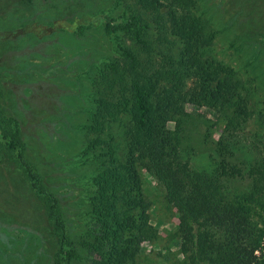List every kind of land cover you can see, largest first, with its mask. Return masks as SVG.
Returning a JSON list of instances; mask_svg holds the SVG:
<instances>
[{
    "label": "rangeland",
    "instance_id": "rangeland-1",
    "mask_svg": "<svg viewBox=\"0 0 264 264\" xmlns=\"http://www.w3.org/2000/svg\"><path fill=\"white\" fill-rule=\"evenodd\" d=\"M211 1L218 5L206 34L211 54L235 69L253 109L247 124L253 134L245 132L239 148L263 157L264 7L247 8V0ZM131 14L146 23L140 34L145 44L125 30H117L115 40L104 31L107 20ZM115 42L133 57L119 52ZM179 56L165 15L139 0H0L4 104L16 123L25 159L57 199L66 231L65 264L113 258V229L127 215L115 167L128 149L132 84L143 86L153 99L172 81ZM215 121L199 109L181 123L179 147L190 154L195 169L210 167L220 132ZM140 174L148 226L156 235L140 242L131 263L187 264L178 247L176 209L152 176ZM224 183L228 198L242 200L250 192L246 176ZM245 202L252 219L264 228L260 206ZM56 231L40 195L15 165L1 161L0 264H56Z\"/></svg>",
    "mask_w": 264,
    "mask_h": 264
},
{
    "label": "trees",
    "instance_id": "trees-1",
    "mask_svg": "<svg viewBox=\"0 0 264 264\" xmlns=\"http://www.w3.org/2000/svg\"><path fill=\"white\" fill-rule=\"evenodd\" d=\"M139 2L165 15L179 44L180 56L172 81L157 91L153 99L143 86L132 84L128 149L115 167L127 215L113 229V258L97 263L132 264L140 251V242L155 237V230L148 226V201L140 174L144 171L163 187L165 199L178 213V247L187 264H263L255 251L264 228L252 219L245 201L259 205L264 214V156L239 148L241 140H245L243 134L252 132L247 124L253 109L241 91L235 69L211 54L206 34L210 32L213 8L218 11V5L211 0ZM256 4L264 7V0H247L246 7ZM145 25L131 14L107 20L104 31L115 40L116 31L125 30L135 42L145 44L140 36ZM115 47L133 57L119 43L115 42ZM1 85L0 81V162L15 165L42 198L47 216L57 230L56 264H65L66 231L57 199L42 186L39 173L24 157L23 142L4 104ZM199 109L215 116L220 132L210 154V167L195 169L190 164V154L181 152L178 132L184 117ZM263 116L262 111L259 117ZM206 120L210 123L211 119ZM242 176L251 180L250 192L242 200L228 198L224 181ZM261 218L264 225V215Z\"/></svg>",
    "mask_w": 264,
    "mask_h": 264
},
{
    "label": "built area",
    "instance_id": "built-area-1",
    "mask_svg": "<svg viewBox=\"0 0 264 264\" xmlns=\"http://www.w3.org/2000/svg\"><path fill=\"white\" fill-rule=\"evenodd\" d=\"M255 254H257V255L259 256V258H261L262 261H263V263H264V230H263V233H262L260 246H259V248L255 251Z\"/></svg>",
    "mask_w": 264,
    "mask_h": 264
}]
</instances>
